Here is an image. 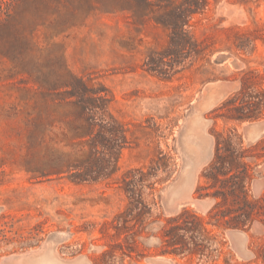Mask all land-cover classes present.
<instances>
[{
  "label": "rangeland",
  "instance_id": "obj_1",
  "mask_svg": "<svg viewBox=\"0 0 264 264\" xmlns=\"http://www.w3.org/2000/svg\"><path fill=\"white\" fill-rule=\"evenodd\" d=\"M2 2L0 264L32 261L56 237L65 262L263 264L264 228L215 225L204 172L218 135L245 148L264 139L244 132L264 117L226 121L219 109L245 77L264 90V0ZM188 5L198 10L184 16ZM245 161L258 198L264 159Z\"/></svg>",
  "mask_w": 264,
  "mask_h": 264
},
{
  "label": "trees",
  "instance_id": "obj_2",
  "mask_svg": "<svg viewBox=\"0 0 264 264\" xmlns=\"http://www.w3.org/2000/svg\"><path fill=\"white\" fill-rule=\"evenodd\" d=\"M139 1L146 2V0ZM2 4L6 7L4 9L0 7V15H4V20L8 21L11 16L8 4L7 2ZM180 10L184 16H188L197 12L198 7L192 8L188 5ZM171 28L175 31L179 27L173 24ZM171 41L174 42V37ZM256 78L264 80V73L257 74ZM73 80L65 83L66 86L71 87L68 94L78 96L79 99L74 104L81 118L87 121L86 115H89L91 110L88 106L91 99L85 97L88 90L85 84L75 77ZM253 85L254 81L250 77L243 78L240 89L219 108L224 110L221 116L226 121L242 122L264 117V90H253ZM91 117H94V114H91ZM84 128L87 130V125ZM260 158L264 159V139L245 148L233 133L217 136L213 156L204 172L205 178L210 183L209 187L213 188L212 192L205 195L215 200L214 206L209 211L215 225L247 231L257 223L264 228V193L258 198H251L248 194L247 185L251 180V166L245 161V159ZM228 202L231 207L222 208ZM185 213L187 212L183 215ZM256 255L264 264V241L258 246Z\"/></svg>",
  "mask_w": 264,
  "mask_h": 264
},
{
  "label": "crops",
  "instance_id": "obj_3",
  "mask_svg": "<svg viewBox=\"0 0 264 264\" xmlns=\"http://www.w3.org/2000/svg\"><path fill=\"white\" fill-rule=\"evenodd\" d=\"M259 123H261V122H255L252 124L249 123L247 126H249V125L257 126ZM263 131H264V128L261 131L253 130L252 132H247L245 134L246 141L247 142H253V141L257 140V138H259V136L261 135V133ZM254 132L257 133L256 136L251 137ZM190 192H191V188H190L189 192L187 193L189 195V198L187 199L189 202H187L186 204H188V203L193 204L194 203V201L191 200V198H190ZM202 203L204 205L206 202H202ZM58 238H60V237H56L55 239L53 238L52 245ZM52 245L50 246L51 249L48 252H44L40 256L34 258L32 261L26 262V261L22 260V258H19L18 260H16L15 263L16 264H89V261L84 256H80V257L76 258L75 260H73L72 262H65V261L61 260L59 257H57V255H55Z\"/></svg>",
  "mask_w": 264,
  "mask_h": 264
},
{
  "label": "bare ground",
  "instance_id": "obj_4",
  "mask_svg": "<svg viewBox=\"0 0 264 264\" xmlns=\"http://www.w3.org/2000/svg\"><path fill=\"white\" fill-rule=\"evenodd\" d=\"M213 84V82H212ZM211 89V88H210ZM205 92V91H204ZM210 92V91H209ZM208 93L207 97L202 99L201 103L198 105L197 108H200V107H204L205 105H207L209 102L213 101V98H212V94H214L213 92L212 93ZM247 127V126H246ZM189 148H192V153L195 154V153H198L200 154V146L196 145V144H192L191 146L189 145ZM194 148V149H193Z\"/></svg>",
  "mask_w": 264,
  "mask_h": 264
},
{
  "label": "water",
  "instance_id": "obj_5",
  "mask_svg": "<svg viewBox=\"0 0 264 264\" xmlns=\"http://www.w3.org/2000/svg\"><path fill=\"white\" fill-rule=\"evenodd\" d=\"M253 123H255V122H253ZM250 124H252V123H250ZM263 128H264V121L259 123L257 126L249 125V126L245 127L244 128V132L245 133L252 132L253 130L261 131ZM202 202H205V201H202ZM234 235L238 236V237H241V236H243V233L241 231H236V232H234Z\"/></svg>",
  "mask_w": 264,
  "mask_h": 264
}]
</instances>
